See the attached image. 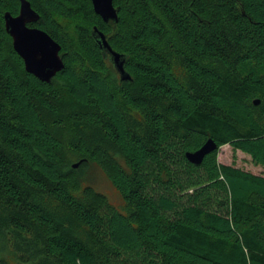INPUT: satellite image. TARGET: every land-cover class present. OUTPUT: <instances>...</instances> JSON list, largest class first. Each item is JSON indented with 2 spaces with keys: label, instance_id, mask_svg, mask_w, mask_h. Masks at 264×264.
I'll use <instances>...</instances> for the list:
<instances>
[{
  "label": "trees",
  "instance_id": "1",
  "mask_svg": "<svg viewBox=\"0 0 264 264\" xmlns=\"http://www.w3.org/2000/svg\"><path fill=\"white\" fill-rule=\"evenodd\" d=\"M27 1L64 67L25 71L4 26L19 0H0V264H264V172L217 160L264 170V0H112L107 23L90 0Z\"/></svg>",
  "mask_w": 264,
  "mask_h": 264
},
{
  "label": "water",
  "instance_id": "2",
  "mask_svg": "<svg viewBox=\"0 0 264 264\" xmlns=\"http://www.w3.org/2000/svg\"><path fill=\"white\" fill-rule=\"evenodd\" d=\"M90 1L94 12L104 22H117V14L112 0ZM19 2L18 16L13 17L9 12L4 14L5 30L12 38L13 50L22 59L25 71L40 81L48 83L64 67L59 55L60 45L46 32L26 27L27 23L36 21L39 16L27 0H19ZM91 35L100 50L110 57V62L118 73L119 80L121 82L130 81L131 77L124 69L123 55L110 47L105 35L97 27H93ZM253 103L258 105L259 100L255 99ZM216 148V143L212 139H208L199 149L187 152L185 156L189 162L200 164L203 158ZM78 164H73V167H77Z\"/></svg>",
  "mask_w": 264,
  "mask_h": 264
},
{
  "label": "rangeland",
  "instance_id": "3",
  "mask_svg": "<svg viewBox=\"0 0 264 264\" xmlns=\"http://www.w3.org/2000/svg\"><path fill=\"white\" fill-rule=\"evenodd\" d=\"M217 160L220 163L228 165L234 163L237 167L243 168L255 174H261L264 172L262 167L251 162L249 156L241 153L240 151L233 152L231 147L228 145H224L219 148ZM76 163L78 162H75L74 164ZM88 181L96 191L104 194L113 205L118 208L122 207L119 194L98 167H90L88 172Z\"/></svg>",
  "mask_w": 264,
  "mask_h": 264
},
{
  "label": "flooded vegetation",
  "instance_id": "4",
  "mask_svg": "<svg viewBox=\"0 0 264 264\" xmlns=\"http://www.w3.org/2000/svg\"><path fill=\"white\" fill-rule=\"evenodd\" d=\"M19 10H20V2H19V7H18V12H17V14L12 15V16H13V17L18 16V14H19ZM37 20H38V19H37ZM37 20L34 21V22L27 23V24H26V27L29 28V29H39V30H41V29L36 25ZM42 31H43V30H42ZM9 36H10V35H9ZM11 40H12V38H11ZM107 56H108V55H107ZM108 59H109V61H110V57H109V56H108ZM111 64H112V63H111Z\"/></svg>",
  "mask_w": 264,
  "mask_h": 264
}]
</instances>
